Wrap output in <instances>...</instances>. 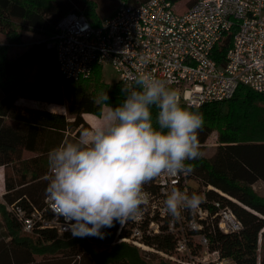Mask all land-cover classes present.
<instances>
[{"label": "trees", "instance_id": "16d2710c", "mask_svg": "<svg viewBox=\"0 0 264 264\" xmlns=\"http://www.w3.org/2000/svg\"><path fill=\"white\" fill-rule=\"evenodd\" d=\"M116 1L0 0V35L6 39L0 44V168L4 170L0 264H177L154 253L158 255L155 260L151 252L118 243L119 223L102 229L104 239L58 236L54 230L40 229L38 224L26 234L8 211L12 205L26 213L41 211L49 175L48 152L63 142L77 140L82 130L90 129L83 115L102 114L104 106L94 103L102 91L107 92V103L113 108L126 98L119 82L114 87L106 84L98 65L87 78H62L50 45L57 24L66 15L84 16L97 28L114 13L119 4L110 13L109 4ZM122 1L138 7L149 0ZM166 1L176 5L182 0ZM106 2L107 10L101 4ZM18 29L41 39L15 52L12 47L21 42ZM233 33L225 34L214 48L212 59L217 64L222 63ZM20 100L63 106L65 114L22 105ZM184 106L203 113L205 124L199 133L202 152L209 137L217 135L210 156L188 162L195 170L187 176L200 186L188 193L205 197L200 208L216 213L214 204H219L241 225L238 232L223 233L216 222L208 226L204 223L202 231L191 234H204L208 250L216 251L225 260L223 264H264V193L255 190V185L264 184V97L239 86L230 99L199 107ZM156 111L153 108V116ZM27 154L31 156L25 158ZM127 235L123 228L120 238ZM143 242L164 254L173 253L176 245L175 237L164 229L156 236L144 237Z\"/></svg>", "mask_w": 264, "mask_h": 264}, {"label": "built area", "instance_id": "2783aa9c", "mask_svg": "<svg viewBox=\"0 0 264 264\" xmlns=\"http://www.w3.org/2000/svg\"><path fill=\"white\" fill-rule=\"evenodd\" d=\"M174 7L166 0H149L138 7L120 3L97 28L84 16L66 15L50 44L60 76L76 81L87 78L94 65L110 67L123 87L138 72H148L181 93L182 103L191 107L230 99L239 86L264 97V0H198L182 13ZM233 30L230 47L217 64L212 52ZM189 180L183 174H165L146 184L148 205L136 220L120 225L116 241L177 264H223L216 251L208 250L204 234L191 233L202 231L204 223L215 222L223 233L238 232L241 225L229 210L219 204H214L216 213L198 207L194 212L183 211L180 220L166 212L164 201L171 189L189 192ZM8 211L26 234L37 224L58 236L71 234L65 231L63 218L53 214L46 197L41 211L26 213L17 205ZM123 228L128 235L120 238ZM163 229L176 240L171 254L143 242Z\"/></svg>", "mask_w": 264, "mask_h": 264}, {"label": "clouds", "instance_id": "9594fccd", "mask_svg": "<svg viewBox=\"0 0 264 264\" xmlns=\"http://www.w3.org/2000/svg\"><path fill=\"white\" fill-rule=\"evenodd\" d=\"M131 81L121 89L126 98L114 108L106 91L94 98L105 109L94 128L48 152L45 196L73 237L104 239L102 229L136 220L149 203L146 184L165 174L191 175L195 166L188 162L203 156V113L186 108L181 93L148 72ZM204 199L173 187L164 205L173 220H180L183 211L194 212Z\"/></svg>", "mask_w": 264, "mask_h": 264}, {"label": "rangeland", "instance_id": "374dc122", "mask_svg": "<svg viewBox=\"0 0 264 264\" xmlns=\"http://www.w3.org/2000/svg\"><path fill=\"white\" fill-rule=\"evenodd\" d=\"M195 2H196V0H182V1L178 2L175 5L174 9H175L176 12L182 13V12L186 11V9L192 3H195ZM120 3H124V2L122 0H117L114 4H111V5L109 4V6H110L109 13L113 10L114 7H116ZM101 4H102V7H107L106 6L107 2L106 3H101ZM107 9H108V7L105 8V10H107ZM103 15L104 14H101V17H103ZM18 34H20V36H21V39H20L21 42H20V44L12 47L13 51H15V52L22 51L28 45H30L31 43L37 42V41H39L41 39V37L39 35L35 34V33L21 32L19 29H18ZM5 42H6L5 37L0 35V44L1 43L4 44ZM101 74H102V77L104 78L106 84L109 85V87H114L116 85V83L118 82L117 74L114 71H112V69L110 67H103L102 70H101ZM0 96H1V92H0ZM19 103L22 104V105H27V106H30V107H37V108H40L41 106H44V105H42L44 103L35 102V101H29V100H20ZM61 110H62V108H61ZM104 110L105 109L103 107L102 114L100 116H94V118L98 121V123L102 119V115H103ZM216 144H217V135H216V133H213L209 137V139L207 140L206 147H205V150L203 152V156H205V157L210 156L213 153ZM29 156H31V155L27 154V155H25V158H27ZM3 176L4 175H0V198H1V191H2L1 182L3 180ZM188 187L191 190H194V191H197L200 188L199 184L195 180H189ZM259 189H261V190H259ZM255 190L258 191V192L264 193V184L255 185ZM151 253H152L151 254L152 255L151 258H154L156 260V258H158L157 257L158 255H155L153 252H151Z\"/></svg>", "mask_w": 264, "mask_h": 264}, {"label": "crops", "instance_id": "0c3cea01", "mask_svg": "<svg viewBox=\"0 0 264 264\" xmlns=\"http://www.w3.org/2000/svg\"><path fill=\"white\" fill-rule=\"evenodd\" d=\"M42 105H44V106H41L40 109H45L48 111L65 114V108L63 106H57V105L46 104V103H44ZM61 108H62V110H61ZM83 119L89 125L90 129L94 128L96 126V124L98 123V121L94 118L93 115H89V114L83 115ZM0 175H4L3 168H0ZM1 185H2V191H1V195H2L4 193L3 180L1 182ZM0 200H1V198H0Z\"/></svg>", "mask_w": 264, "mask_h": 264}]
</instances>
